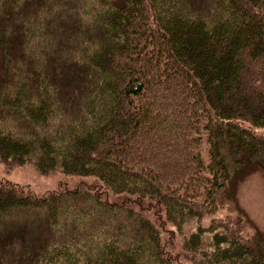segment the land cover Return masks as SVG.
Segmentation results:
<instances>
[{
	"label": "trees",
	"instance_id": "trees-1",
	"mask_svg": "<svg viewBox=\"0 0 264 264\" xmlns=\"http://www.w3.org/2000/svg\"><path fill=\"white\" fill-rule=\"evenodd\" d=\"M259 132L264 0H0V161L82 179L0 183L6 264H264Z\"/></svg>",
	"mask_w": 264,
	"mask_h": 264
},
{
	"label": "rangeland",
	"instance_id": "rangeland-1",
	"mask_svg": "<svg viewBox=\"0 0 264 264\" xmlns=\"http://www.w3.org/2000/svg\"><path fill=\"white\" fill-rule=\"evenodd\" d=\"M226 21L230 20L226 19ZM147 52H149V49H147ZM258 134V136L264 137V132H259ZM76 177L82 180L80 177ZM76 177H69L61 173L60 170L52 171L49 174H42V172L37 171L32 164L8 165L0 161V183L8 182L14 184L15 186L20 187L24 194L33 197H43L52 192L62 191L65 188L72 189L75 184L79 182ZM231 188L233 189L231 191V197L235 210H238L241 213V216L247 220L250 227H255L264 233V176L262 177L259 174H252L242 182H239L238 179L236 185H232ZM107 197H109L110 200H114V197L110 194H108ZM120 199V197H116V200ZM228 208L232 209V206L229 205ZM220 212L221 214H216L217 217H222L225 214V211ZM20 216L22 217V215ZM9 219L14 223V219L17 218ZM192 228L193 225L191 226V229ZM191 229L186 228L185 231ZM240 230L243 233L241 240L251 238L252 231L248 225H240ZM8 231L9 230H6L4 227H0V240L7 239ZM38 237L39 239H42L44 234L41 232ZM29 243L30 242L27 241L26 238H19L15 245L16 251L20 253L25 247H28ZM21 254L25 256L27 255L25 251ZM180 261L182 263L184 260L180 259ZM0 264H6L5 260L1 258V253ZM15 264H19V262H16Z\"/></svg>",
	"mask_w": 264,
	"mask_h": 264
}]
</instances>
